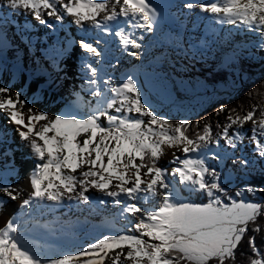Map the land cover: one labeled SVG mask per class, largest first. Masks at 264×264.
I'll return each mask as SVG.
<instances>
[{
	"label": "snow or ice",
	"instance_id": "obj_1",
	"mask_svg": "<svg viewBox=\"0 0 264 264\" xmlns=\"http://www.w3.org/2000/svg\"><path fill=\"white\" fill-rule=\"evenodd\" d=\"M163 7L155 0H0V10L30 15L55 32L67 22L83 33L78 40L57 39L46 50L56 75L41 69L47 80L36 94L29 97L18 89L14 97L0 95V112L7 114L33 160L29 190L19 205L28 211L11 216L0 227V264H241L239 257L246 258L245 264H264V239L257 243V235L264 233L259 223L264 221V199L250 200L246 195L264 194V187L241 186L233 193L231 179L209 160L230 158L249 176L259 161L264 175V108L254 105L241 115L222 104L216 115H227L224 123L216 124L220 131L205 123L193 136L189 135L193 121L160 115L136 76L106 78V67L113 65L105 37L116 38L124 54L142 59L145 34L155 33L167 19ZM183 7L208 14L210 23L251 34L264 69V0L186 2ZM129 28L142 31L137 34ZM6 40V35L0 36V44ZM76 44L80 53L75 76L84 87L73 90L74 99L63 111L50 113L37 107L38 97L50 102L52 94H61L69 69L65 61L72 58L70 45ZM249 55L256 59L254 53ZM239 59L234 52L227 62L235 65ZM243 75L233 83H242ZM85 90L94 104L92 99L82 102ZM10 93V84L0 86V94ZM249 123L251 128L246 129ZM195 126L199 128L200 122ZM8 132L0 127V145L8 143ZM249 132L254 155L236 157ZM165 147L182 153H173L168 161L171 171L159 164ZM15 170L14 163L0 169L7 174ZM0 193V210L6 200L16 201L24 194L12 187L7 175H0ZM102 197L111 198L119 209L124 225L118 232H104L78 251L55 257L30 242L39 227L57 235L54 225L41 224L45 211L70 207L73 201L89 207L93 200L104 204Z\"/></svg>",
	"mask_w": 264,
	"mask_h": 264
},
{
	"label": "bare ground",
	"instance_id": "obj_2",
	"mask_svg": "<svg viewBox=\"0 0 264 264\" xmlns=\"http://www.w3.org/2000/svg\"><path fill=\"white\" fill-rule=\"evenodd\" d=\"M183 1H184V4L186 2H200V3L212 2V0H183ZM184 14L188 15V9L181 7L180 16H179V24L181 26H182V23H181L182 15H184ZM10 15H11V17L8 18L9 21L6 22V25L4 24L2 36L6 35V33L8 32V34L10 36L8 38H11L13 40V42L12 43L3 42L2 44H0V50L3 53L7 52V54L9 52V50H11V49L21 50V52L18 54V57L16 58V60H14V62H16V63H12L13 61H10V60L9 61L11 63L9 61L6 63H2V60L0 61V67L2 68V66H3V68H5V71H3V73L1 74V77H2V79L3 78L5 79L6 85L10 84L12 86V93L0 94V95H12L14 97L15 91L19 89V90L24 91L26 95L31 97L34 94H36L37 86L43 84V82L47 80V76L41 74V69H47L49 72H52L53 75H56V73L53 71L52 63L48 67V65H44V64H41L40 62L36 61V58H35L32 50H30L28 53L26 52V49L24 48V44L22 43V41H20V35L21 34H27L28 36L30 35L31 37H38L37 33L39 31L40 32L39 37H42V39H45V44L49 45L48 50L50 51V46L53 45L57 41V39L63 40L65 37H68L70 39L78 40L83 35V33L81 31H79L75 25L66 22L63 25V27L60 29L59 36H55V35H52V34L47 32L48 29L50 31H52L53 29L44 27L43 25L40 24L39 21L34 20L30 15L24 16V17L30 19V21L33 20L38 25L34 24V22H33V25L31 27H28L27 24L26 25L23 24V26H20V25H18V24H20V22L18 20H20V17H23V16L22 15H15V14L13 15V13ZM203 15H205V14H201L198 9L194 10L193 13L190 14V16L192 18L191 25L189 26L187 24L186 25L187 29L185 31H184V29H182L181 32L175 31L177 35L174 38L176 42L178 40H180V42H182V35L183 34L188 35L187 40L189 41V45L192 43L195 46V48H194L195 52L194 53H196V52L198 54H200L201 52L203 53V55H200L198 57L201 62L206 61L207 58H209L210 54L212 56L219 57L220 54H223L228 50H230L231 52L233 51L232 49L229 48L230 46L225 41L220 40V36H219V34L222 33L221 29H223V26L227 27L228 25H218V24L210 23V20L204 19ZM206 21H207V23H206ZM200 24H201V28L200 27L198 28V26ZM7 25H9L11 27L17 26L18 30L16 32V35H14V33H9L10 31H9V29H7ZM71 25H73L74 27H71ZM216 26H217V29L219 30L218 32L216 31V28H215ZM65 27L71 29L70 30V31H72L71 35H68V33L65 31ZM25 29H27V30H25ZM36 29L38 31H36ZM196 32L201 34L200 40H197L194 38ZM249 36H251V35H248V37ZM110 37L112 39L111 49L113 47L114 48L118 47V49L110 50V52L111 51L112 52H111V54H110V52L108 54V60L111 61V64L113 66L112 67H106V78L108 76H110V77H112V79L118 80L121 77L125 76V75H122V74L117 72V70H118L117 65H118L123 70H128L129 73L136 76V78L142 84L143 88H145L151 96L153 95L154 97H158V98L163 97L164 95L162 94V92H160L157 89V87L152 84V82L150 80H148V79L145 80V78H143V76L142 77L140 76V73L138 71V67L136 66V64H134L133 60L128 57V55L124 54L123 51L120 50L121 46L119 45L116 38H114L112 36H110ZM233 40H236V39L233 38ZM243 40H246V39H244V37H243ZM238 41L241 42L240 39ZM251 41H255V40L252 39ZM251 41H249V42H251ZM50 42H51V44H50ZM149 44H150V41H145L143 43V45H144L143 54H142V59H140V60H145V61L149 60L154 56L152 54V52L154 54L160 52L156 48H153V47L151 48L149 46ZM13 45L15 48L13 47ZM173 45H174V43H173ZM200 45H202L204 48H202ZM214 45H216L217 48ZM77 46H79V45L77 44ZM77 46L75 45V47H74V45L73 46L70 45V47L72 48V52H76V55L72 56V59H74L76 61V64L75 65L70 64L69 63L70 59L65 61L68 64L69 69H68L67 79L63 80L61 83V94H60V96L63 98H65L66 95H68V93L65 92V90H67L66 86L69 85V86L76 87L75 84L73 83V81H76V79L74 80L71 78L73 77V74H74V72H72V70L74 71V68H72V66L77 65V62H78L77 57L79 56V53H80V48H78ZM236 46H240V43L237 42ZM178 47L179 46H177L176 50H178ZM170 49H172V47H170ZM184 49L185 48L182 47L181 50L184 51ZM198 49H199V51H198ZM240 49L247 51V49L246 48L244 49L243 47H241ZM33 50H35L34 45H33ZM14 51H11V55H12V53H14ZM163 56H165V58L169 59L172 57V52L168 51ZM3 58H5V57H3ZM26 58L31 59L33 61H36V63L34 64V65H36V69H32L31 65L29 64V67L27 68L28 70L25 69V71H24V68H25L24 63H25ZM183 59H184V56L181 58V60H177V61L181 62ZM213 60H215V59L212 58V61ZM158 62L161 63L160 60H158ZM11 65L13 67H11ZM141 67H142V69L145 68L146 71L150 70L152 72L157 73V70L154 66H151L150 69H148L144 66H141ZM179 68H180V66H179ZM115 71H116V73H115ZM181 77H182V75H181ZM69 79L72 80L71 81L72 83L69 82ZM77 81H79V79H77ZM67 82H68V84H67ZM71 97H73L72 94H71ZM48 100L50 102H45V100L40 99L38 97L37 101H36V106L43 108L44 110H46L50 113H55L59 110V108L62 107V104H61L62 101L56 102V94H52L50 97H48ZM83 101H84V99H83ZM24 112L27 116L26 108L24 109ZM5 117H7V114L0 112V120L3 119V121L0 122V127H5L9 130V132H8V134H9L8 143L13 142L14 137L17 138L18 145L22 148V152L24 153L23 154L24 156L20 155V154L18 156H14V155L10 156L8 154L7 156L0 157V169H2L6 163L9 166H11L14 163L15 169H16L14 172H12L10 174H7V173H4L3 171H0V175H7L8 181L11 183L12 187L22 190V192L24 194L21 195V198L19 200H16L15 203H13L12 201L6 200L5 205L2 207V210H0V227H3L4 224L6 223V221L9 218H11V216H19L22 214V212L28 211L27 209L21 210L19 208V205L22 202V200L24 198H26V194L29 190L28 189V174L33 167V160L29 159V155H30L29 149L22 146V142L20 141L18 135H16L14 130H13L14 125L10 124L8 122V120L5 119ZM38 127H39V125H38ZM8 143L6 145H1V146H3V148H2L3 152L5 151V149H8ZM19 150L21 151V149L18 148L17 151H19ZM9 152H14V151L11 149ZM94 195L99 197L100 194L94 193ZM2 197H3V194L0 193V198H2ZM102 199H104L105 202H108V203L111 201V198H109V197H102ZM69 203L71 204V206L70 207L67 206V211H68L67 218H64V217L62 218V217L58 216V213L55 212V210H53L51 212L45 211L44 217L43 216L40 217L41 224H44V225L52 224V225H54L55 229L57 230V235L51 236L48 234L49 230L47 228L39 227L34 232V239L32 241H30L31 243L36 244L38 247H41L42 251L46 250V249H50V247H52L51 253L49 254L50 256L55 257L62 252L78 251L82 245H85L89 241L96 239L102 233L107 232V231L118 232L124 225V221L118 215L119 209L117 206H115L112 203V201H111V204H108V207L105 208L103 206V204L99 203L98 200H93L90 202L91 207L87 208L86 213L85 212L82 213L80 211V208H79L75 211V214H73L71 210L76 208V207H79L78 202L73 201V202H69ZM88 211H90V212L95 211L99 215L100 219L98 220V219H95V217H91L90 215L87 214ZM74 220H76V224H77L78 220H84V222L82 223L81 227H77L76 225H74ZM119 224H120V229L117 227L112 229L113 227L118 226ZM64 234H66L68 237L76 240V243L73 247H69V246H66L64 244L61 245V244L57 243L58 238L63 236ZM109 264H110V262H109Z\"/></svg>",
	"mask_w": 264,
	"mask_h": 264
},
{
	"label": "rangeland",
	"instance_id": "obj_3",
	"mask_svg": "<svg viewBox=\"0 0 264 264\" xmlns=\"http://www.w3.org/2000/svg\"><path fill=\"white\" fill-rule=\"evenodd\" d=\"M1 11H4L5 13L1 14ZM9 12H10V14H12L11 11H8L6 9L0 10V36H2L4 24L6 25V22L9 21L8 18L11 17ZM188 12L191 13L190 11H188ZM203 16H204V19H208L207 18L208 14H205ZM18 21L20 22V24H18V25L23 26V24L24 25L27 24L28 27H31L33 25V22H34L33 20L30 21V19L25 18L24 16L20 17V20H18ZM183 22H186V23L188 22V24L190 25L191 17H189V16L187 17V15H183L182 16V23ZM206 23H207V21H206ZM34 24H36V22H34ZM36 25H38V24H36ZM71 27H74V26L71 25ZM200 27H201V25H200ZM7 29H9V31H10L9 33L15 32L17 29V26L11 27V26L7 25ZM70 30L71 29L65 27V31L68 32V35L72 34V31H70ZM36 31H38V30L36 29ZM47 32L50 34H54V33H51L53 31H50L49 29ZM39 33L40 32L38 31V33H37L38 37H36V40H38V38L40 39ZM14 35H16V33ZM6 36H7V40L4 42L12 43L13 40L11 38H8V37H10L8 32L6 33ZM195 39H200L199 33H196ZM29 40H30V36H28L27 34H21L20 35V41H22V43L24 44V48L26 49V52L28 53L30 50H32V52L36 58V61L40 62L41 64L48 65V67H49L51 62H44V60L42 61L41 59H39L38 58L39 54L37 52H35L36 49L33 50V46H30ZM76 46H77V44H76ZM214 46H216V45H214ZM13 47H14V45H13ZM74 47H75V45H74ZM77 47L79 48V46H77ZM187 47L188 46L186 45V48ZM14 50L13 49L9 50L8 54H7V52L3 53L0 50V53H1L0 54V61L2 60V63H6L10 60V61H13L12 63H16V62H14V60H16V58L18 57V54L21 52V50H17V49H14ZM11 51H14V53H12V55H11ZM233 52H235L238 56H240V59L237 61V63L235 65H232V67H234L233 69H235L233 72V75L229 78V82H227L226 84L224 83L222 85V87L206 86L205 83L202 82L203 81L202 77L193 73V70L197 69V68L203 69L202 67H207V68L209 67L210 69L214 68L215 70H218L220 67H223L224 62L228 63L227 61H224V60H217L216 63L215 62L214 63H210V62L201 63L200 61H197L198 59L196 57L193 60L191 58H188V56H186L187 59L184 57V59L181 61L182 62L181 63V62L177 61L176 57H175L176 60H174L173 55L171 58L167 59V58H165V56L162 57L163 53H161V54L155 53L154 54L153 52H152V54L154 56L151 59L146 60V61L140 60V62H139L138 59H136L135 57H131V56L130 57L133 60L134 64H136V66L138 67V71L140 73V76L141 77L143 76V78H145V80L146 79L150 80L152 82V84L155 85L157 87V89L160 92H162V94L164 95L161 98L154 97L153 95L151 96L149 94V92H147V90L144 88L145 89L144 91L148 94L150 102L153 104L156 111L162 116H166V117L171 118V119L177 118V119L182 120V119L192 118L193 115H195L199 111V109H202V107L204 105H206L207 102L211 101V99L213 97H215L214 95H216V93H219V92L222 93L224 91L233 92L236 89V87L239 85L240 81L237 80L235 84L233 83V81L239 75V71H238V67H237L239 62H241L242 60L243 61L244 60L245 61H252V62L256 63L255 66L258 67L259 62H257V61L260 59V56L262 54L260 50H259V52H257L254 50L249 51L247 49V51H244V50H240L239 48H237V49L234 48ZM250 53H254L256 59H252L251 56L249 55ZM233 54H231V56ZM74 55H76V52H72V56H74ZM177 55L178 54H174V56H177ZM3 57H5V58H3ZM182 57H183V54L181 55L180 59ZM158 60H160L161 63L158 62ZM36 61H33L31 59L26 58L25 63H24V67H25L24 71H25V69L28 70L27 68L29 67V64L31 65L32 69H36V65H34L36 63ZM72 61H74V59L71 58L69 63L72 64L71 63ZM141 66H144L148 69H150L151 66H154L157 70V73L152 72L150 70L146 71V69L145 68L142 69ZM179 66H180V68H179ZM11 67H13V66L11 65ZM72 68H73V66H72ZM117 68H118V70H117L118 73L121 74L122 72H124V70L121 67H119L118 65H117ZM3 71H5V68H3V66H2V68L0 67V85L1 86L6 83L5 79L4 78L2 79V77H1V74L3 73ZM72 72H73V70H72ZM115 73H116V71H115ZM126 74H129V73H125V75ZM181 75H182V77H181ZM71 79L77 80L78 78H76V76L73 75V77ZM71 79H69V82L72 81ZM75 82L76 81H73V83H75ZM67 84H68V82H67ZM66 87H67V90H65V92L68 93V95H66L65 98L61 97L60 95H56V102L62 101L61 102L62 107L59 108L58 111H63L64 106L66 104L70 103L72 101V99H74V97H71V94L73 93V90H76L75 87L69 86V85ZM87 101H89V99ZM111 111L114 112V110H111ZM5 119H7V118L5 117ZM1 121H3V119L0 120V122ZM244 127L246 129H250L251 123L246 124ZM250 135H251L250 132L246 134L245 139L243 140V145H244L243 151L242 152H236L235 153L236 157L242 156L244 154H248L249 158H252V156L254 155L252 152V148L254 147V145L251 144L248 140V137ZM222 143H224V142L222 141ZM2 148H3V146L0 145V153L3 152ZM18 148L21 149V151L20 150L17 151ZM8 149H10V150L12 149L14 151V152L8 153L10 156H13V155L18 156L19 154L20 155L24 154L22 152V148L18 145L17 138H15V137H14L13 142L8 143ZM228 151L231 152L232 150L229 148ZM164 152H165V154L161 157L159 164H160V166L167 167L169 169V171H171V165L168 164V161L172 159L173 153H175L176 155H181V156H182V153L180 152L179 149H172V148H167V147L164 148ZM0 157H4V156L0 155ZM209 160H210V163H212L214 166H216L218 168V170L219 169L224 170L225 169L224 163L231 161L230 169L226 170L227 171L226 173L225 172L223 173V177L231 179L230 189H232L233 185L234 186L236 185V182H237L236 180H238L237 178L238 177L240 178L239 175H241L242 176L241 178H243L244 180H247L246 175L241 173L240 165L238 162L236 164H234L233 160L230 158L225 159L223 162H217V161L211 160L210 157H209ZM259 165L260 164L258 161L257 164H255L253 166L255 169L253 172L258 171ZM225 182L227 183V181H225ZM12 202L15 203V201H12ZM77 202H81V201H77ZM81 203L83 204V202H81ZM107 206H108L107 203H106V205L104 204V207H107ZM116 227L120 229V224L118 226L113 227L112 229H114ZM125 264H126V262H125Z\"/></svg>",
	"mask_w": 264,
	"mask_h": 264
},
{
	"label": "trees",
	"instance_id": "obj_4",
	"mask_svg": "<svg viewBox=\"0 0 264 264\" xmlns=\"http://www.w3.org/2000/svg\"><path fill=\"white\" fill-rule=\"evenodd\" d=\"M261 61H259L258 67L255 66L256 63L252 61H241L238 63V71L239 75L244 73L243 82L239 83L236 89L231 91L219 92L214 95L211 101L207 102L206 105L199 109V111L193 115L189 120L193 121V127L189 131V135H195L197 131L202 129L205 123H210L213 125L214 131H220V129L216 128L217 123H224L225 117L227 113H221L218 116L216 115V111L218 107L222 104H227L228 108H236L237 112L241 115L247 113L252 110V107L255 105L257 108H264V84H261V81H264V69L261 67ZM232 66H225L222 70L215 69H203L199 73L201 75L203 82L206 86H215L222 87V85L229 82V78L233 75L235 69ZM196 72V71H195ZM238 75V76H239ZM252 93L251 96L248 93ZM259 112H257V116ZM171 119V118H170ZM173 121H178L180 119L173 118ZM200 122V127L197 128L195 126L196 122ZM229 165V164H228ZM227 165V166H228ZM229 168H226L228 170ZM223 176V174H222ZM238 182L236 185L232 187L231 191L234 193L235 190L241 186H257L264 187V175H261L259 171L249 176L247 175V180L245 181L241 177L237 178ZM247 198L250 200H261L264 199V194L253 196L252 193H247ZM193 199H196V195L193 194ZM261 228H264V221H259ZM264 239V233L257 235V243L260 244L261 240ZM264 247V245H262ZM247 251V247L245 245L244 248ZM241 264H245L246 258L239 257L238 258Z\"/></svg>",
	"mask_w": 264,
	"mask_h": 264
},
{
	"label": "water",
	"instance_id": "obj_5",
	"mask_svg": "<svg viewBox=\"0 0 264 264\" xmlns=\"http://www.w3.org/2000/svg\"><path fill=\"white\" fill-rule=\"evenodd\" d=\"M59 243H62V244H63V243H67V244H69V242L67 241L66 237L59 239ZM50 251H51V250H49V251H44V253H45L46 255H48V254H50Z\"/></svg>",
	"mask_w": 264,
	"mask_h": 264
}]
</instances>
